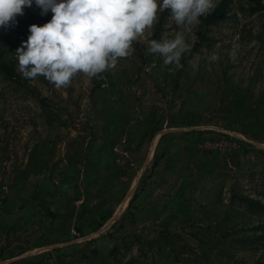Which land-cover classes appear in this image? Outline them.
<instances>
[{"label":"rangeland","instance_id":"obj_1","mask_svg":"<svg viewBox=\"0 0 264 264\" xmlns=\"http://www.w3.org/2000/svg\"><path fill=\"white\" fill-rule=\"evenodd\" d=\"M182 67L130 54L57 88L25 79L16 49L43 25L33 3L0 28V264H264V15L241 10ZM215 54L219 58L212 61Z\"/></svg>","mask_w":264,"mask_h":264},{"label":"clouds","instance_id":"obj_2","mask_svg":"<svg viewBox=\"0 0 264 264\" xmlns=\"http://www.w3.org/2000/svg\"><path fill=\"white\" fill-rule=\"evenodd\" d=\"M33 3L42 16H52L43 25L29 26L28 38L15 51L18 70L25 79L43 76L61 88L77 73L96 77L115 68L166 10L178 33L152 39L148 51L162 57L164 65L182 67V56L190 50L185 34L215 10L218 0H0V28L16 24Z\"/></svg>","mask_w":264,"mask_h":264},{"label":"trees","instance_id":"obj_3","mask_svg":"<svg viewBox=\"0 0 264 264\" xmlns=\"http://www.w3.org/2000/svg\"><path fill=\"white\" fill-rule=\"evenodd\" d=\"M232 0H218L217 7L213 12L202 18V23L197 25L196 37L193 52L200 49L202 46L209 45L212 42L210 36V28L222 21H227L231 17L232 9L230 6ZM246 4L242 6L241 10L249 14L263 13L264 15V0H242ZM0 70L6 72L8 77L13 72L10 64L2 58L0 54ZM243 202L251 205L254 209L264 208V204L255 202L254 199L243 198Z\"/></svg>","mask_w":264,"mask_h":264}]
</instances>
